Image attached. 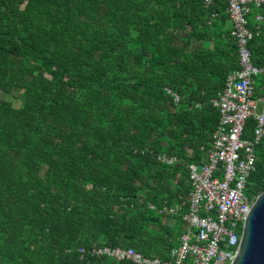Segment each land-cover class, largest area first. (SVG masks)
<instances>
[{
	"label": "trees",
	"instance_id": "16d2710c",
	"mask_svg": "<svg viewBox=\"0 0 264 264\" xmlns=\"http://www.w3.org/2000/svg\"><path fill=\"white\" fill-rule=\"evenodd\" d=\"M225 11V0H0V264H131L81 259L94 244L168 258L179 217L148 206L186 203L187 166L205 161L211 100L238 69ZM247 20L264 67V4ZM255 155L249 198L264 191V138Z\"/></svg>",
	"mask_w": 264,
	"mask_h": 264
},
{
	"label": "built area",
	"instance_id": "2783aa9c",
	"mask_svg": "<svg viewBox=\"0 0 264 264\" xmlns=\"http://www.w3.org/2000/svg\"><path fill=\"white\" fill-rule=\"evenodd\" d=\"M204 1L206 5L211 2ZM261 4L264 0H226L231 35L237 46L238 69L227 76L223 90L211 100L218 109L219 120L205 161L202 165L187 166L190 191L186 203L148 206L160 216L179 217L182 228L168 258H149L131 248L94 244L77 248L81 259L105 257L131 264H233L244 221L256 198H249L245 190L254 172L255 148L264 138V84L257 87L258 79H264V67L252 62L249 42L253 33L247 27L251 6ZM256 20L260 22L262 17L257 16ZM166 91L177 104L178 96L169 89ZM250 119L254 127L251 137L246 139L243 132ZM157 160L166 166L178 161L166 154L157 155Z\"/></svg>",
	"mask_w": 264,
	"mask_h": 264
},
{
	"label": "water",
	"instance_id": "95a60500",
	"mask_svg": "<svg viewBox=\"0 0 264 264\" xmlns=\"http://www.w3.org/2000/svg\"><path fill=\"white\" fill-rule=\"evenodd\" d=\"M233 264H264V191L256 196L244 221Z\"/></svg>",
	"mask_w": 264,
	"mask_h": 264
},
{
	"label": "crops",
	"instance_id": "0c3cea01",
	"mask_svg": "<svg viewBox=\"0 0 264 264\" xmlns=\"http://www.w3.org/2000/svg\"><path fill=\"white\" fill-rule=\"evenodd\" d=\"M225 1H226V0H225ZM210 3H211V2H210ZM205 6H208V5L205 4ZM225 13H226V15H227V17H228V14H227L226 11H225ZM215 16H216V14L213 13V14L211 15V18H214ZM228 24H229V26H231V30H232V25H231V23H230V21H229V18H228ZM207 46H209V45H207ZM237 56H238V54H237ZM224 86H225V85H224ZM172 93H173V92H172ZM219 93H220V92H219ZM219 93H218V94H219ZM173 94H175V93H173ZM218 94H217V95H218ZM176 95H177V94H176ZM217 95H216V97H217ZM177 96H178V95H177ZM216 97H215V98H216ZM178 98H179V96H178ZM215 98H213V99H215ZM178 103H179V101H178ZM215 108H216V107H215ZM216 109H217V108H216ZM217 110H218V109H217ZM218 114H219V112H218Z\"/></svg>",
	"mask_w": 264,
	"mask_h": 264
},
{
	"label": "rangeland",
	"instance_id": "374dc122",
	"mask_svg": "<svg viewBox=\"0 0 264 264\" xmlns=\"http://www.w3.org/2000/svg\"><path fill=\"white\" fill-rule=\"evenodd\" d=\"M258 85H259V79L257 81V87H258ZM3 98H5L4 95L2 93H0V99H3ZM12 103H13V106L16 108L19 107V105H20L19 101H17V100H13Z\"/></svg>",
	"mask_w": 264,
	"mask_h": 264
}]
</instances>
